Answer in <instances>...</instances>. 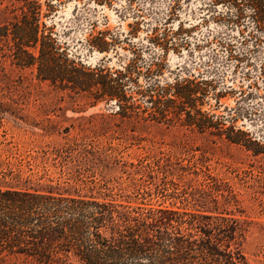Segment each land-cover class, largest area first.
<instances>
[{
    "label": "rangeland",
    "instance_id": "obj_1",
    "mask_svg": "<svg viewBox=\"0 0 264 264\" xmlns=\"http://www.w3.org/2000/svg\"><path fill=\"white\" fill-rule=\"evenodd\" d=\"M228 10L208 0H0V188L222 217L235 222L231 248L264 264V21L257 31L252 9L239 22ZM32 12L77 67L133 65L142 87L185 81L216 125L122 119L113 103L41 80L15 59Z\"/></svg>",
    "mask_w": 264,
    "mask_h": 264
},
{
    "label": "trees",
    "instance_id": "obj_2",
    "mask_svg": "<svg viewBox=\"0 0 264 264\" xmlns=\"http://www.w3.org/2000/svg\"><path fill=\"white\" fill-rule=\"evenodd\" d=\"M208 1L226 6V14L234 12L235 22L248 7L255 29L263 28L264 0ZM35 14L31 21L23 18L15 59L22 67H35L41 80L86 93L93 105L113 103L122 119L162 123L185 114L199 129L216 125L196 108L195 92L185 81L142 87L134 80L138 73L133 65L114 72L77 67L50 36L39 34ZM236 233L234 221L225 223L218 216L161 207L131 209L58 189L0 188V264H248L231 248Z\"/></svg>",
    "mask_w": 264,
    "mask_h": 264
}]
</instances>
